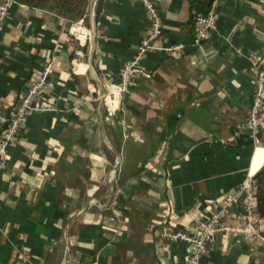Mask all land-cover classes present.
Returning a JSON list of instances; mask_svg holds the SVG:
<instances>
[{
  "label": "crops",
  "instance_id": "1",
  "mask_svg": "<svg viewBox=\"0 0 264 264\" xmlns=\"http://www.w3.org/2000/svg\"><path fill=\"white\" fill-rule=\"evenodd\" d=\"M157 1L155 46L185 48L147 51L112 115L103 84L115 82L149 33L142 3L97 0L85 37L51 10L10 4L0 25V114L47 64L43 97L54 109L30 112L0 155V264H59L65 251L73 264H183L192 246L163 237L160 226L197 232L247 173L264 168V132L243 131L252 56L264 54V0H220L217 28L201 39L192 17L208 0ZM242 207L223 223L240 224ZM258 230L220 232L200 264H264L262 215Z\"/></svg>",
  "mask_w": 264,
  "mask_h": 264
},
{
  "label": "built area",
  "instance_id": "2",
  "mask_svg": "<svg viewBox=\"0 0 264 264\" xmlns=\"http://www.w3.org/2000/svg\"><path fill=\"white\" fill-rule=\"evenodd\" d=\"M15 0H0V25L6 19L10 4ZM145 11L150 17L151 24L148 35L138 44L136 53L132 60L127 62L116 73V80L108 86L104 85L106 93L104 100L108 108V114L112 115L115 111L120 110L122 97L128 92L132 77L141 72L138 67L147 51L158 49L167 54L179 55L184 50L182 43H171L165 46H155V40L159 38L163 30V19L159 10L157 0H139ZM220 0H213L210 9L207 12L196 14L192 20L194 34L197 39L207 36L211 31L217 28V16L219 10L217 4ZM97 0H93L91 13L94 11ZM85 17L76 21H71L70 31L73 35L83 34L90 35V31L86 29L82 32V25L85 24ZM76 55H82L81 50H76ZM252 65L256 71V80L252 102L243 123V131L251 136L264 132V54H255L252 56ZM74 69V68H73ZM52 73L50 64L44 66L42 72L36 78H30L26 82V88L20 95L12 109L4 114H0V155L7 153V148L19 136L20 130L24 126L28 114L32 111H49L54 106L44 101V88L48 82V78ZM150 77V75H148ZM125 137L127 134L124 135ZM121 166L119 156L114 158L111 169L108 172V182L111 186V192L115 190V173ZM256 180L253 175L246 174L241 182L235 186L233 191L229 193L221 206L210 213L205 219L198 220L199 229L197 232L181 229L176 231L169 230L166 225L160 226L161 235L170 240H180L192 246L183 264H200V260L211 240L222 231H233L241 234L254 233L258 234V226L260 214L257 209L256 200ZM241 202L243 204L242 212L238 213L240 224L223 223V218L227 216L231 208ZM74 258L67 251L64 252L62 260L59 264H73Z\"/></svg>",
  "mask_w": 264,
  "mask_h": 264
},
{
  "label": "trees",
  "instance_id": "3",
  "mask_svg": "<svg viewBox=\"0 0 264 264\" xmlns=\"http://www.w3.org/2000/svg\"><path fill=\"white\" fill-rule=\"evenodd\" d=\"M19 2L37 6L41 8H48L49 10L66 17L82 18L86 17V0H17ZM213 0H208L206 3V12L210 9ZM49 7H48V6ZM194 16L192 17L193 20ZM256 200L257 209L260 216H264V168H262L256 175Z\"/></svg>",
  "mask_w": 264,
  "mask_h": 264
},
{
  "label": "rangeland",
  "instance_id": "4",
  "mask_svg": "<svg viewBox=\"0 0 264 264\" xmlns=\"http://www.w3.org/2000/svg\"><path fill=\"white\" fill-rule=\"evenodd\" d=\"M87 2H86V8H87V12H86V14H89L90 12H91V9H92V3H93V0H86ZM48 6V5H47ZM49 7V6H48ZM46 9H48V8H46ZM49 10V9H48ZM62 16V15H61ZM63 17H65V18H67V19H69L70 21H76L78 18H76V17H74V18H71V17H66V16H63Z\"/></svg>",
  "mask_w": 264,
  "mask_h": 264
},
{
  "label": "water",
  "instance_id": "5",
  "mask_svg": "<svg viewBox=\"0 0 264 264\" xmlns=\"http://www.w3.org/2000/svg\"><path fill=\"white\" fill-rule=\"evenodd\" d=\"M233 0H227V5H231Z\"/></svg>",
  "mask_w": 264,
  "mask_h": 264
}]
</instances>
